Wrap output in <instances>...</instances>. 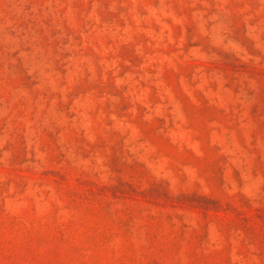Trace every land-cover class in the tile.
<instances>
[{"label": "rangeland", "instance_id": "obj_1", "mask_svg": "<svg viewBox=\"0 0 264 264\" xmlns=\"http://www.w3.org/2000/svg\"><path fill=\"white\" fill-rule=\"evenodd\" d=\"M0 264H264V0H0Z\"/></svg>", "mask_w": 264, "mask_h": 264}]
</instances>
